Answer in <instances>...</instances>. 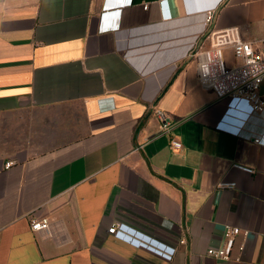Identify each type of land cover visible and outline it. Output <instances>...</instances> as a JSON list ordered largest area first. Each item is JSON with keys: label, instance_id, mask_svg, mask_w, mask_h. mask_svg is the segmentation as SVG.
Instances as JSON below:
<instances>
[{"label": "crops", "instance_id": "1", "mask_svg": "<svg viewBox=\"0 0 264 264\" xmlns=\"http://www.w3.org/2000/svg\"><path fill=\"white\" fill-rule=\"evenodd\" d=\"M228 28L264 53V0H0V264H264V110L190 56Z\"/></svg>", "mask_w": 264, "mask_h": 264}, {"label": "built area", "instance_id": "2", "mask_svg": "<svg viewBox=\"0 0 264 264\" xmlns=\"http://www.w3.org/2000/svg\"><path fill=\"white\" fill-rule=\"evenodd\" d=\"M212 15L206 16V23H210ZM202 42L198 47L190 45V56L196 60L197 79L200 87L212 91L218 100L225 98L239 99L249 104L250 112L246 118L254 113L264 110V100L261 95V84L264 78V53L258 52L251 42L243 41L237 28H228L221 31H214L202 35ZM208 41L207 48L201 45ZM229 49L233 58L237 60V65L228 67L224 62V51ZM156 117L160 124L162 133H169L170 127L165 115L161 111L156 112ZM222 130L232 132L224 127ZM240 130V129H239ZM239 130L233 133H239ZM254 143L260 144L259 139H254ZM170 146L174 151L181 149V144L171 139ZM16 164L15 161L4 163L3 168L8 169ZM246 172L251 170L238 167ZM232 187V184L226 185ZM30 228L33 232L49 233L50 222L47 218L32 219ZM121 225L113 224L108 233L117 235ZM236 227L225 226L223 230V242L218 249H209L206 253L208 257L221 261L231 259L230 247L234 238L239 234Z\"/></svg>", "mask_w": 264, "mask_h": 264}, {"label": "rangeland", "instance_id": "3", "mask_svg": "<svg viewBox=\"0 0 264 264\" xmlns=\"http://www.w3.org/2000/svg\"><path fill=\"white\" fill-rule=\"evenodd\" d=\"M224 62H225V64H226V59H224ZM237 63H238L237 60L234 59V66L237 65ZM226 66H227V65H226Z\"/></svg>", "mask_w": 264, "mask_h": 264}]
</instances>
